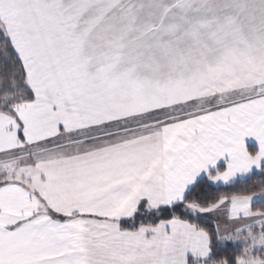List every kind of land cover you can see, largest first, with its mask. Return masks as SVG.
I'll list each match as a JSON object with an SVG mask.
<instances>
[{
	"label": "snow or ice",
	"instance_id": "1",
	"mask_svg": "<svg viewBox=\"0 0 264 264\" xmlns=\"http://www.w3.org/2000/svg\"><path fill=\"white\" fill-rule=\"evenodd\" d=\"M0 264H264V0H0Z\"/></svg>",
	"mask_w": 264,
	"mask_h": 264
}]
</instances>
